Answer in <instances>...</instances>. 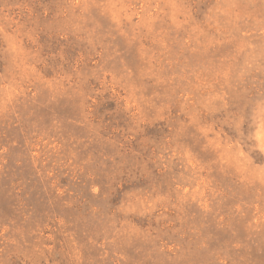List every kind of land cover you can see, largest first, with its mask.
I'll use <instances>...</instances> for the list:
<instances>
[{
    "label": "rangeland",
    "instance_id": "rangeland-1",
    "mask_svg": "<svg viewBox=\"0 0 264 264\" xmlns=\"http://www.w3.org/2000/svg\"><path fill=\"white\" fill-rule=\"evenodd\" d=\"M0 264H264V0H0Z\"/></svg>",
    "mask_w": 264,
    "mask_h": 264
}]
</instances>
